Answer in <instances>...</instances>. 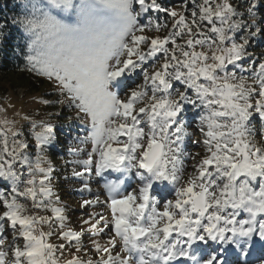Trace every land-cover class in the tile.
Here are the masks:
<instances>
[{"label":"snow or ice","instance_id":"obj_1","mask_svg":"<svg viewBox=\"0 0 264 264\" xmlns=\"http://www.w3.org/2000/svg\"><path fill=\"white\" fill-rule=\"evenodd\" d=\"M243 7L29 0L25 70L58 90L38 103L66 104L86 125L91 151L76 150L87 158L72 175L101 177L106 197L84 199L74 229L45 154L53 125L32 120L26 135L0 118V264H264V123L253 126L264 122V56L248 51L264 21L257 0ZM186 138L202 150L191 171Z\"/></svg>","mask_w":264,"mask_h":264},{"label":"rangeland","instance_id":"obj_2","mask_svg":"<svg viewBox=\"0 0 264 264\" xmlns=\"http://www.w3.org/2000/svg\"><path fill=\"white\" fill-rule=\"evenodd\" d=\"M241 3L244 5L240 11H245L248 6V0H241ZM29 0H21L19 3V12H18V21L21 20L25 15H27L29 8H28ZM257 13V20L264 21V0H257V9L255 10ZM263 15V16H262ZM23 30V28H22ZM254 30V29H253ZM25 41L23 42L26 47L29 42V37L24 33ZM247 34V33H245ZM248 51L252 54V57L255 59H259V57L264 56V31H261L256 36H250L249 47ZM28 75L36 80V83H39L40 90L39 92H32L26 93L21 88H17L16 90H11L7 92L5 95L0 96V109L4 111H0V118L6 117L9 120L16 121V128L18 131H24L27 135L30 134L28 132L29 124L32 120L37 121H47L53 124H63V118H49L48 117V110L47 105L42 103H38L40 100H49L53 101V99H59L57 92L58 90L51 85L48 81L44 80L41 77L35 76L32 73H28ZM142 82L139 77L136 78V83ZM46 94H51L50 96H46ZM53 97V98H52ZM65 106L68 110L66 111L64 116L67 115L68 117H72L71 120L74 122L71 126H66L68 130L74 129L75 134L69 133L65 131V135L58 134L61 137L60 142L67 143L66 149L64 154L67 153L68 157L70 158V166L69 172L64 174L65 177L63 182L67 181L65 185L66 188H62V184H58V179L53 178L52 180V187L53 191L57 193L61 197L62 204L59 206L66 207V216L68 217L67 223L72 226L74 229L77 227L78 222H80V218L84 213V210L80 208V204L83 202L84 199H94L95 194L97 192H101V201L105 200L106 193L102 192V184L103 179L101 177H97L93 175L92 177H84L82 180L81 178H75L72 180L73 169L75 168L77 171H83V166L80 164L75 163L77 160L86 159V152L91 151V144L90 143H81V139L86 135V125L82 123L80 120L76 119L77 112L74 108L69 109L67 105H60L58 104V108H62ZM190 107V106H189ZM198 111L193 112L189 110L186 113V121H190L191 123L188 125V131L193 132L196 128V125L199 123V116ZM24 117H28V120H24ZM261 122L258 117L253 118V126L255 129L259 130L261 127ZM73 127V128H72ZM67 134V136H66ZM20 139H24L25 137H19ZM62 138L66 140L63 141ZM259 136H257V140H259ZM84 148L85 153H78L76 150L78 148ZM198 151H202L201 148L193 144L191 142V138L185 139L184 145V154L182 159L184 161L186 171H191V164L192 161L189 159L190 153H195ZM46 154V153H45ZM46 156H48L46 154ZM34 158V156H33ZM107 176V174H105ZM54 177V175H53ZM58 177V176H57ZM109 179H115V174H112ZM88 182L92 191H84L81 192L80 189L83 187L84 182ZM4 189V186L2 187ZM97 211H104V214L110 218V211H105L102 208H97ZM49 214V213H45ZM86 218V217H85ZM101 243H104L107 237L99 238ZM257 255L259 254V250L257 249Z\"/></svg>","mask_w":264,"mask_h":264},{"label":"trees","instance_id":"obj_3","mask_svg":"<svg viewBox=\"0 0 264 264\" xmlns=\"http://www.w3.org/2000/svg\"><path fill=\"white\" fill-rule=\"evenodd\" d=\"M20 1L0 0V96L17 88H21L26 93H37L40 90L39 83L37 84L36 80L31 78L28 75L29 72L25 70L27 47L23 43L25 37L17 19ZM161 2L172 7L177 5L180 0H161ZM161 20H163V17H161ZM47 95L50 96L51 94ZM56 100L53 99V101ZM47 110L49 118H63L64 122L61 125L53 124L55 139L47 146L46 154L54 169L53 178H57L58 184H62V188H66L65 185L71 182H61L65 178L63 175L69 172L70 158L67 153L64 154L67 143L60 142L61 137L58 134L65 135V131L66 133L75 134L74 129L68 130L66 128L74 122L71 120L72 117L63 115L68 110L65 106L59 109L58 104L55 106L47 105ZM56 113H59V115H56ZM62 140L65 141L66 139L62 138ZM75 178L72 177V180ZM2 187L3 185L0 184V190H3Z\"/></svg>","mask_w":264,"mask_h":264}]
</instances>
